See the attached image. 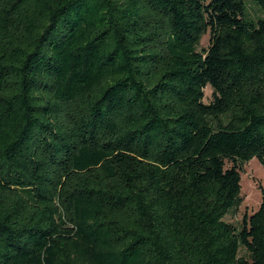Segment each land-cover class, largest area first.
Masks as SVG:
<instances>
[{
  "label": "trees",
  "instance_id": "obj_1",
  "mask_svg": "<svg viewBox=\"0 0 264 264\" xmlns=\"http://www.w3.org/2000/svg\"><path fill=\"white\" fill-rule=\"evenodd\" d=\"M251 1L0 0V264H264Z\"/></svg>",
  "mask_w": 264,
  "mask_h": 264
},
{
  "label": "rangeland",
  "instance_id": "obj_2",
  "mask_svg": "<svg viewBox=\"0 0 264 264\" xmlns=\"http://www.w3.org/2000/svg\"><path fill=\"white\" fill-rule=\"evenodd\" d=\"M247 12L253 19L262 17L263 13L253 4L251 0H246ZM209 45V35L205 34L200 40L198 49L207 48ZM203 103L208 104L212 101L211 86L207 85L203 90ZM228 165H230L228 163ZM240 186L242 202L238 208L230 212L224 220L236 227L241 223L244 215L249 216L255 212L261 201V189L264 190V167L256 158L242 165L240 171Z\"/></svg>",
  "mask_w": 264,
  "mask_h": 264
}]
</instances>
